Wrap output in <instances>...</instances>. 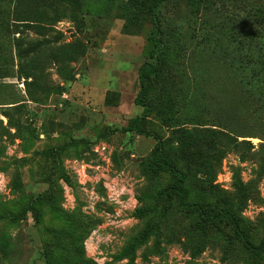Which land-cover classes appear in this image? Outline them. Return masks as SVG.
Segmentation results:
<instances>
[{"label": "rangeland", "instance_id": "rangeland-1", "mask_svg": "<svg viewBox=\"0 0 264 264\" xmlns=\"http://www.w3.org/2000/svg\"><path fill=\"white\" fill-rule=\"evenodd\" d=\"M158 148L264 245V0H0V264H264Z\"/></svg>", "mask_w": 264, "mask_h": 264}, {"label": "trees", "instance_id": "trees-1", "mask_svg": "<svg viewBox=\"0 0 264 264\" xmlns=\"http://www.w3.org/2000/svg\"><path fill=\"white\" fill-rule=\"evenodd\" d=\"M151 49L153 51L152 59H158L155 52H158V41L154 37L149 39ZM35 51L34 49L30 52ZM157 76V63L154 60L143 62L139 67L138 79L141 87L146 80L155 78ZM137 103L143 106L142 90L137 95ZM141 115H137L132 122V127L138 132L143 133L141 128ZM153 163L156 170L166 171L171 175V183L169 190L175 198L176 205L179 209L187 213L197 214L200 223L203 225H219L221 223L229 224L233 230L235 237L240 241L245 250L251 253L254 257L264 259V245H256L252 243L246 235L245 231L240 225L239 219L231 213L228 209L222 208L218 212L211 211L208 204H201L199 202L188 201L186 199L187 191L184 186L185 174L176 166L172 165L168 160L162 157L160 149H156L153 155Z\"/></svg>", "mask_w": 264, "mask_h": 264}]
</instances>
